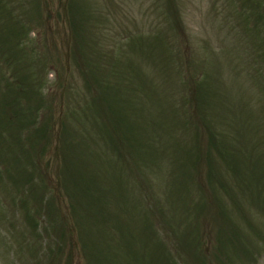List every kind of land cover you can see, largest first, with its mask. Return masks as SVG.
<instances>
[{
  "label": "rangeland",
  "instance_id": "1",
  "mask_svg": "<svg viewBox=\"0 0 264 264\" xmlns=\"http://www.w3.org/2000/svg\"><path fill=\"white\" fill-rule=\"evenodd\" d=\"M4 3L6 31L18 22L33 30L20 77L38 76L60 128L46 154L37 147L12 159L4 157L9 146L0 148V264H201V255L206 264H264V193L257 201L234 185L230 201L208 185L205 163L196 177L183 109L184 78L199 77L207 118L246 162L264 163V0ZM72 13L85 14L91 63L107 70L114 89L92 84L74 32L69 42L62 25ZM4 75L0 67V95ZM22 169L33 172L29 182ZM216 175L235 180L227 166Z\"/></svg>",
  "mask_w": 264,
  "mask_h": 264
},
{
  "label": "trees",
  "instance_id": "2",
  "mask_svg": "<svg viewBox=\"0 0 264 264\" xmlns=\"http://www.w3.org/2000/svg\"><path fill=\"white\" fill-rule=\"evenodd\" d=\"M4 2L5 0H0V9L5 7ZM84 15L85 14L73 15L72 13V17H69L70 20L68 18L67 21L62 22V25L65 24L66 26L65 29L69 35V42L72 38V33L74 32L75 39L78 41V50L81 51L82 56L88 61L86 64L88 67L87 74L93 79L92 84L95 83L97 90L99 91L114 89L113 85L107 78L109 77L107 70L103 69L98 63H91V53L89 48H92L90 47V44L89 47H86L87 43L84 38L87 30V28H85L86 18H84ZM11 24L12 23L8 21L0 22V34L4 36L2 37V40L0 39V67L5 71L4 91L6 90L5 93L0 95V107L3 113V115L0 116V126L2 127V130L5 131L4 134L0 133V148L5 151L6 146H9L8 149H10L5 152L4 157L11 156L12 159H15L16 157H19V155H21L22 158L27 153L34 152L37 147H42L44 154L48 153V147L51 144L50 139L55 138V133L58 136L57 132L60 125H56L57 130L54 128L55 123L53 122L54 116L52 115V109L46 106V102L43 100L41 88L44 86L38 76L36 77V80H34L33 76L29 82H25L24 79L20 77L22 68H24L25 56L27 57L28 44L26 39L27 34L29 35V33L27 27L21 22L14 23V25L17 24L16 27L6 31V28L11 26ZM5 32L6 35H3ZM90 41H92V39ZM20 55L22 58H20ZM20 62L22 64H20ZM112 74L114 75V72H112ZM185 78L184 83H187L188 93L187 97L183 99V109L186 113L185 123L189 127L192 135L191 149H188L186 153V161L189 158L188 164L191 167L193 166L196 177H200L201 175L200 169L199 172L197 169L202 168L205 163L207 168L206 180L208 185L210 183V185L215 187L216 183L219 190L223 191L230 201H232L233 198L237 199L234 185L240 187L241 190H243V188L248 189L253 199H256L257 201L260 200L264 193V163L259 161L252 162L251 160L249 163L246 162L250 157L248 158L241 148H235L234 146H229L227 144L225 137L219 133L211 120L206 116L205 105L208 102V97L205 95L206 89L203 88V83L198 79L199 77H197V79H190L189 74H187ZM93 104L96 106L94 100ZM45 110H48V112L51 113L49 122L46 121L41 124L38 119L40 114ZM10 130L19 135L15 137L9 136L8 132ZM116 132L117 128L115 129L114 127V133ZM23 134L26 135V139L22 142L20 138ZM6 135L9 136L11 141L7 140L5 137ZM107 137L108 140L110 137L115 145L118 144L117 139L111 137V132L107 133ZM25 144L28 145L25 146ZM243 155L245 156V160H238L243 157ZM28 159L31 164L34 163L31 157ZM3 161L4 163L7 162L5 160ZM240 162H243V166H241ZM17 163L18 164H14L17 168L16 170L19 169L22 160L18 159ZM220 165H223L224 167L227 166L232 172L233 177L235 176V180L231 181L226 180L225 178L224 180H220L216 175V168L220 169ZM2 166H5V164H2ZM66 168V166H63L61 169L64 174ZM21 171L25 173L24 175H27L23 178L24 182H29L31 179L28 176H31L33 172L32 174H28L23 169ZM42 173L44 178L41 179L45 193L46 195L51 196L47 169L42 170ZM236 178H239V180L234 184L233 182H236ZM250 178H253L255 182H251ZM63 186L65 187V185ZM63 186V190L67 191V188H64ZM55 207L57 211L58 206L55 205ZM60 223L62 226L59 235L61 237L60 241H63L64 237L65 239L67 238V232L64 231L65 227H63V218H61ZM33 231L36 233V227H33ZM232 231L234 232L233 235H231V238L236 240L237 233L235 230ZM42 234L43 230L40 232V235H37V237L41 238ZM228 240L230 239L228 238ZM195 242H197L196 238ZM82 245H84V243ZM84 248L87 247L84 246ZM202 256L203 255L199 256L198 260L201 264H206V260H203Z\"/></svg>",
  "mask_w": 264,
  "mask_h": 264
}]
</instances>
